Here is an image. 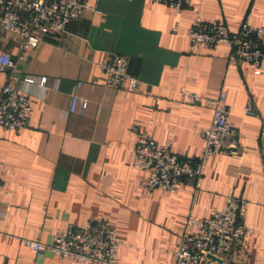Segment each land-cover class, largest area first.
Returning <instances> with one entry per match:
<instances>
[{
  "label": "crops",
  "instance_id": "0c3cea01",
  "mask_svg": "<svg viewBox=\"0 0 264 264\" xmlns=\"http://www.w3.org/2000/svg\"><path fill=\"white\" fill-rule=\"evenodd\" d=\"M88 3L92 10L22 59L19 38L0 28V53L16 60L13 85L31 101L27 127H0V264H76L35 253L23 239L49 242L54 230L90 218L116 229L121 264H173L187 216H208L230 195L246 202L242 220L252 228L237 257L264 264V60L255 74L226 44L191 50L186 34L198 11L230 30L242 21L264 26V0H192L180 10L154 0ZM111 54L127 58L135 89L104 85L97 62ZM38 76L44 88L32 81ZM5 82L0 72V90ZM76 82L88 102L83 114L68 111ZM181 88L207 98L224 90L239 146L208 158L198 189L184 181L175 192L146 190V170L132 165L133 128L181 156L203 149L212 108L183 101Z\"/></svg>",
  "mask_w": 264,
  "mask_h": 264
},
{
  "label": "built area",
  "instance_id": "2783aa9c",
  "mask_svg": "<svg viewBox=\"0 0 264 264\" xmlns=\"http://www.w3.org/2000/svg\"><path fill=\"white\" fill-rule=\"evenodd\" d=\"M154 1L180 10L189 7L192 0ZM86 10H92L88 0H0V28L19 38L17 59H22L26 52L38 47L44 36L63 32L70 20ZM186 34L191 50L226 44L231 59L237 63L247 62L255 74L260 73L264 60V26L242 21L236 30H230L220 21L204 20L198 11ZM15 65L16 60L8 52L0 53V72L6 74V82L0 90V127L12 131L27 127L31 113L27 88L13 85L18 79L13 75ZM97 65L105 86L119 87L127 82L129 88L137 87L138 80L128 73L125 56L111 54L99 60ZM32 81L42 88L46 84L44 76L34 77ZM80 86L81 82H76L70 93V113L83 114L87 107V100L78 94ZM180 95L183 101L203 103L212 108L211 123L200 131L203 149L196 158L181 156L172 150L170 142L159 144L144 130L133 128L137 137L132 150V165L146 170L143 181L146 190L175 192L184 181L192 182L198 189L208 158L239 146L240 132L229 120L224 90L207 98L181 88ZM245 111L254 113L249 106ZM245 207L243 199L230 195L223 208H212L208 216L189 214L174 252L173 264H247L237 257V252L244 249L252 233V228L242 220ZM23 244L35 253L49 251L60 260L76 264H121L118 252L122 241L106 220L90 218L82 226L54 230L49 242L25 238Z\"/></svg>",
  "mask_w": 264,
  "mask_h": 264
}]
</instances>
